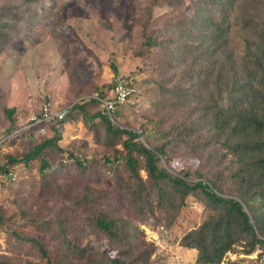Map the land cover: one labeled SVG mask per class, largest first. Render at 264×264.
<instances>
[{
	"label": "rangeland",
	"instance_id": "rangeland-1",
	"mask_svg": "<svg viewBox=\"0 0 264 264\" xmlns=\"http://www.w3.org/2000/svg\"><path fill=\"white\" fill-rule=\"evenodd\" d=\"M200 3L203 10L195 0H0L1 127H9L8 110H15L22 128L45 103L54 109L82 104L86 115L71 109L57 127L60 138L43 149L52 168L45 178L38 172L39 158L8 167L16 176L0 181V262L43 264L24 240L35 238L47 245L56 264H76L80 258L62 243V234L73 244L104 246L107 235L87 218L100 210L125 228L127 243L134 229L142 231L144 243L154 248L151 263L195 264L196 251L181 247L180 240L209 213L203 198L188 197L177 210L153 191L129 196L122 171L126 136L106 132L94 116L100 110L92 96L109 91L118 76L132 77L137 94L118 109L113 126L136 133L147 147L172 137L159 167L187 182L216 181L228 192L233 157L223 147L224 136L209 128L203 99L208 90L219 95V89H232L229 80L239 77L240 86L248 79L245 49L249 43L255 51L258 34L242 25L248 18L263 22L264 0L220 1L215 9ZM205 14L221 25L220 33L211 35L214 27L200 22ZM228 90L221 92L225 106ZM37 132L23 131L1 153L0 166L54 133L52 124L45 136ZM146 175L140 171L149 191ZM168 189L178 202L180 189ZM235 249L221 264H264L261 250L243 255Z\"/></svg>",
	"mask_w": 264,
	"mask_h": 264
},
{
	"label": "trees",
	"instance_id": "trees-1",
	"mask_svg": "<svg viewBox=\"0 0 264 264\" xmlns=\"http://www.w3.org/2000/svg\"><path fill=\"white\" fill-rule=\"evenodd\" d=\"M201 1H207L208 6L214 9L220 1L224 5H229V0H195L197 9L204 7ZM216 10L220 13L231 12L228 8L224 9L225 12L221 8ZM199 20L204 26L214 27L215 30L210 33L211 35L216 32L220 33L221 25H218L219 23L211 15L205 14ZM248 20L242 27L245 26L250 32L258 34L255 51H252L249 43L245 49L247 56H250V61L246 59L243 63L248 79L240 81V86H238L239 77L234 79L233 83L230 80V82L227 81L228 87L231 86L232 89L228 90L226 87L223 90L219 89V95L208 90L202 107V111L210 115L209 128L217 132L216 134L224 136L223 147L233 157L231 162L236 170L228 174L229 181H231L228 192H225L216 181L187 182L183 177H174L165 168L159 167L161 156L165 155L172 137H169L164 145L147 147L136 133L115 128L110 119L101 111L94 115L100 118L109 135L126 136L122 143L125 150L122 155V171L126 174L124 181L127 184L123 179L120 181L121 184L126 185L128 191L131 190L129 196L132 197L139 193L136 196L140 198L153 191L161 203L168 202L177 210L183 206L184 200L188 197L203 198L209 213L198 227L186 233L180 240L181 247L196 251L195 264H221L226 253L234 252L237 247L241 248L239 252L243 255H250L256 250H261L260 254H264V20L256 23L252 18ZM247 56L245 54V58ZM209 76L206 75L207 79L210 78ZM219 76L222 74L217 73L216 77ZM240 87L245 88V91ZM224 90H228L231 98L227 106L223 105L222 101L223 93L221 92H225ZM237 92L240 93L239 97H235ZM99 95L104 94L99 91ZM71 109L81 111L86 117L82 104L76 103ZM14 114V109L7 111V117L12 119L9 127L3 129L6 133L21 128L16 125ZM94 116L89 118H94ZM60 123L61 121L52 124L53 135L37 143L29 152L18 158L8 157L7 163L0 166V181L4 178L10 179L7 174L12 170L8 167L15 164L27 166L36 158L40 159L38 172L42 178H45L52 168L44 156L43 149L54 146L60 138L57 129ZM225 169L227 171V167ZM141 170L147 174L146 180L151 183L149 191L140 176ZM171 185L181 191L178 202H175L173 191L168 189ZM88 204L91 203L88 202ZM108 214V211L96 210L95 214L87 216L93 226L107 235L108 241L104 246L73 244L62 234V243L66 242L65 245L72 247L80 258L76 264H153L151 255L154 248L152 244L144 243L142 231L134 229L135 235L132 243H127L125 240L128 234L124 232L125 228H118L116 222ZM127 223L136 224L133 221H127ZM167 226H170V222ZM162 227L165 228L163 225ZM61 230L63 231V228ZM24 240L30 242L38 251L39 259L43 264H56L50 258L44 242L35 238ZM109 242L116 243L117 250L109 245ZM0 264L4 263L0 262Z\"/></svg>",
	"mask_w": 264,
	"mask_h": 264
},
{
	"label": "built area",
	"instance_id": "built-area-1",
	"mask_svg": "<svg viewBox=\"0 0 264 264\" xmlns=\"http://www.w3.org/2000/svg\"><path fill=\"white\" fill-rule=\"evenodd\" d=\"M137 91L135 81L132 77L118 76L109 91H105L103 96L95 94L92 96V99L98 105L101 113L107 116L111 122H114V116L118 109L129 104L131 99L137 94ZM68 111L69 108L54 109L51 105L46 103L42 106L40 114L32 118L28 125L20 129L11 133H6L0 125V155L23 131L36 129L41 135H45L47 126L62 121L66 117ZM15 176V173L12 171L7 174V177L12 180L15 179Z\"/></svg>",
	"mask_w": 264,
	"mask_h": 264
},
{
	"label": "crops",
	"instance_id": "crops-1",
	"mask_svg": "<svg viewBox=\"0 0 264 264\" xmlns=\"http://www.w3.org/2000/svg\"><path fill=\"white\" fill-rule=\"evenodd\" d=\"M46 104V103H45ZM47 104H49V103H47ZM50 105V104H49ZM70 110V109H69ZM69 112V111H68ZM68 114V113H67Z\"/></svg>",
	"mask_w": 264,
	"mask_h": 264
}]
</instances>
